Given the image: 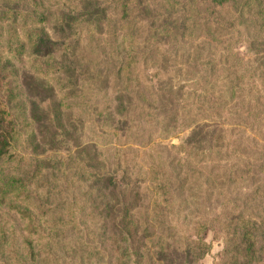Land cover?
Wrapping results in <instances>:
<instances>
[{
	"label": "trees",
	"instance_id": "16d2710c",
	"mask_svg": "<svg viewBox=\"0 0 264 264\" xmlns=\"http://www.w3.org/2000/svg\"><path fill=\"white\" fill-rule=\"evenodd\" d=\"M152 1L75 0L70 19L84 20L100 51L75 53L79 66L62 101L77 97L92 128L86 142L66 145L62 167L74 158L70 169L88 180L78 198L93 192L90 213L119 226L116 264H200L211 251L208 231L223 243L213 264H262L264 0ZM238 43L247 44L245 55ZM35 45L43 56L54 48L47 33ZM50 67L37 72H62ZM15 98L0 64V162L12 164L26 156L15 149ZM180 128L193 132L179 145L165 142ZM114 131L116 144L107 140ZM40 177L35 165L26 178L0 181V199L35 193ZM8 204L34 226L30 210ZM189 214L188 231L176 236L177 219Z\"/></svg>",
	"mask_w": 264,
	"mask_h": 264
},
{
	"label": "rangeland",
	"instance_id": "374dc122",
	"mask_svg": "<svg viewBox=\"0 0 264 264\" xmlns=\"http://www.w3.org/2000/svg\"><path fill=\"white\" fill-rule=\"evenodd\" d=\"M144 1L153 2L136 0L140 4ZM136 2L131 4L138 7ZM107 8V17L116 19L117 10ZM75 13V0H0V64L17 92L13 105L20 136L15 149L26 155L16 164L1 161L0 181L26 178L35 165L40 167L42 180L33 182V187L40 186L29 196L19 198L10 193L7 202L0 199V264H116L119 256L114 252L115 237L124 243L112 218L91 214L85 206L93 192L78 198L76 193L86 188L88 180L85 173L76 174L70 169L74 158H68L69 165L62 167L66 145L72 146L79 138L86 142L92 128L85 111L76 110L77 97L66 98V104L62 101V94L70 93L74 84L72 70L79 66L75 53L81 51L80 47L87 53L100 51V42L96 41L95 46L86 39L91 28L86 31L84 20L78 23L70 19ZM61 14L67 20H62ZM43 33L54 42L49 56L41 55L35 45V39ZM235 50L245 55L247 44L238 43ZM48 66H58L62 72L40 76L38 67L46 71ZM120 132L114 131L107 140L116 144ZM192 132L190 128H180L165 142L179 145ZM97 140L101 143L103 137ZM15 201L33 213L34 226L29 227L26 219L8 204ZM191 216L177 219L176 236L188 231ZM205 240L211 243V251L199 263L213 264L223 243L213 237L212 231L205 234ZM261 255L264 264V245ZM120 264L129 262L120 259Z\"/></svg>",
	"mask_w": 264,
	"mask_h": 264
}]
</instances>
